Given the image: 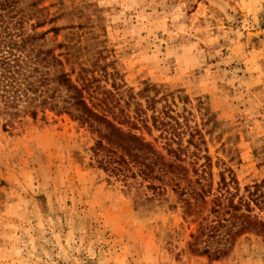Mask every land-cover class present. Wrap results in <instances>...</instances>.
Here are the masks:
<instances>
[{
	"label": "rangeland",
	"instance_id": "rangeland-1",
	"mask_svg": "<svg viewBox=\"0 0 264 264\" xmlns=\"http://www.w3.org/2000/svg\"><path fill=\"white\" fill-rule=\"evenodd\" d=\"M39 7L50 21L37 32L58 29L43 42L59 45L72 81L91 82L85 97L130 118L167 110L189 173L150 182L162 189L156 195L140 178L124 184L100 169L90 151L96 135L66 114L0 115V264H264V236L251 233L219 260L192 254L190 235L210 204L186 217L174 191L207 163L212 193L230 172L240 195L264 184V0ZM141 133L163 146L158 131Z\"/></svg>",
	"mask_w": 264,
	"mask_h": 264
},
{
	"label": "trees",
	"instance_id": "trees-1",
	"mask_svg": "<svg viewBox=\"0 0 264 264\" xmlns=\"http://www.w3.org/2000/svg\"><path fill=\"white\" fill-rule=\"evenodd\" d=\"M42 1L0 0V115L15 118L21 107L31 117L44 110L66 114L96 135L90 151L100 169L124 184L129 179L140 178L148 182L146 188L156 195L162 189L150 182L162 183L168 173L187 179L189 169L184 165L183 150L172 147L180 134L167 121L170 118L167 110L147 119L139 113L130 118L122 114L124 111L114 115L113 107L107 103L88 100L85 94L91 82L72 81L60 55L54 53L59 45L53 49L45 47L44 37L50 32L56 34L58 29L37 32L50 21L44 8L39 7ZM149 102L154 110L152 99ZM153 130L164 140L160 149L141 133L150 135ZM206 167L208 163L202 166L197 180L188 181L181 189L175 187L174 191L183 203L186 217L201 213L210 204L196 233L190 235L188 249L192 254L219 260L241 236L249 233L264 236V184L245 187L246 195H240L238 182L229 171L227 177L220 174L212 193L205 177ZM193 172L198 174V168H193ZM255 209L262 213L261 217L253 214Z\"/></svg>",
	"mask_w": 264,
	"mask_h": 264
}]
</instances>
